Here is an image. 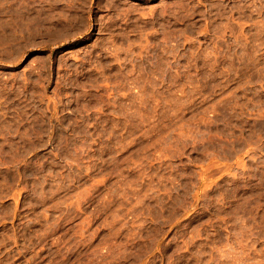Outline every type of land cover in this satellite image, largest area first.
<instances>
[{
    "label": "rangeland",
    "instance_id": "rangeland-1",
    "mask_svg": "<svg viewBox=\"0 0 264 264\" xmlns=\"http://www.w3.org/2000/svg\"><path fill=\"white\" fill-rule=\"evenodd\" d=\"M0 264H264V0H0Z\"/></svg>",
    "mask_w": 264,
    "mask_h": 264
},
{
    "label": "bare ground",
    "instance_id": "bare-ground-1",
    "mask_svg": "<svg viewBox=\"0 0 264 264\" xmlns=\"http://www.w3.org/2000/svg\"><path fill=\"white\" fill-rule=\"evenodd\" d=\"M230 11V10H229ZM242 11V10H241ZM231 13V12H230ZM232 19V18H231ZM231 22H232V20H231ZM230 26V25H229ZM231 28V27H230ZM231 30V29H230ZM233 33V32H232ZM236 45V44H235ZM233 66V65H232Z\"/></svg>",
    "mask_w": 264,
    "mask_h": 264
}]
</instances>
